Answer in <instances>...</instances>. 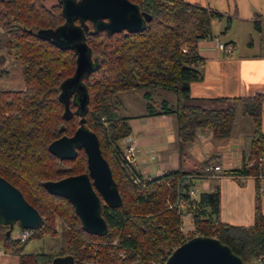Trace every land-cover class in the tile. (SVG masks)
I'll return each instance as SVG.
<instances>
[{"label":"trees","instance_id":"1","mask_svg":"<svg viewBox=\"0 0 264 264\" xmlns=\"http://www.w3.org/2000/svg\"><path fill=\"white\" fill-rule=\"evenodd\" d=\"M129 1L136 4L141 15H149L140 30L110 33L90 27L86 33L94 65L81 77L87 97L84 110L78 112L72 103L74 98L61 96L62 86L75 72V50L36 33L38 28L54 29L65 21L61 7H47L42 0H0L6 48L20 60L24 84L22 89H0V176L15 186L41 216L40 225L29 229L25 241L11 237L9 224L0 219L2 247L17 254L19 264H51L53 257L65 254L73 257L74 264H164L183 241L205 235L229 246L245 264L258 258L264 264V213L260 209L258 179L255 178L254 221L246 226L219 219L218 185L211 191H201L197 198L189 195L193 178L213 172L208 169L213 165L210 159L190 171L168 169L159 176L144 178L124 158L121 141L131 133V126L116 98L122 91L145 89L142 96L148 114L174 116L180 155L184 145L193 141L198 127L211 128L215 138L228 137L234 103L239 102L241 113L249 117L253 129L240 166L225 173L256 176L261 172L264 154V93L221 97L231 102L220 108L185 102L196 101L190 96L189 83L203 77L197 41L210 34L211 19L221 14L185 0ZM157 88L173 91L175 104L162 100L156 106L150 90ZM81 124L96 134L121 196L117 206L101 200L100 214L107 224L101 234L86 231L73 204L62 195L49 193L43 185L47 180L86 172L82 148L75 158L62 160L48 149L52 140L71 135ZM176 198H182L192 210L193 228L186 233L182 231L179 212L169 207ZM60 233L64 234V245L56 251L23 252L31 238Z\"/></svg>","mask_w":264,"mask_h":264},{"label":"crops","instance_id":"2","mask_svg":"<svg viewBox=\"0 0 264 264\" xmlns=\"http://www.w3.org/2000/svg\"><path fill=\"white\" fill-rule=\"evenodd\" d=\"M185 1L221 14V17L211 19L210 34L197 41L198 52L203 58V77L189 83L190 96L196 101L187 103L195 102L207 108H220L231 102L219 99L221 97H245L258 92L264 93V0ZM214 36L231 44V51L228 53L217 48ZM5 59L2 57L3 61ZM157 90L159 89L150 90L153 102L154 93L159 95V100L154 102L156 106L162 100L175 104V95L174 99H166ZM234 105V121L228 137L215 138L211 128L198 127L193 141L184 145L182 155L177 149L174 116L161 112L148 114L146 109L139 114L131 112L128 116L131 126V133L128 135L130 140L125 142L122 139L121 144L124 150L128 144L133 145L132 163L146 179L159 176L168 169L190 171L198 168L205 159H210L219 168L208 176L193 178V197L197 198L201 191L213 190L216 183L220 194L219 219L248 226L253 223L255 216V178L260 184V209L264 213V154L260 160L261 172L256 176L225 173L240 166L243 155L248 150L253 129L249 117L241 113L239 102ZM261 130L264 131V106ZM211 178L216 179L214 184L210 181ZM14 227L20 231L19 226L14 224L10 232L13 238L16 237L12 235ZM59 247L43 252H53ZM23 252L41 251H26L24 248ZM0 264H19L18 255L5 251L1 242Z\"/></svg>","mask_w":264,"mask_h":264},{"label":"water","instance_id":"3","mask_svg":"<svg viewBox=\"0 0 264 264\" xmlns=\"http://www.w3.org/2000/svg\"><path fill=\"white\" fill-rule=\"evenodd\" d=\"M62 12L67 21L72 17L88 19L93 23L94 30L103 29L110 33L140 30L144 20L149 18L147 14L141 15L136 4L129 0H64ZM36 33L46 40L52 36L51 29L46 28H38ZM81 35L82 31L76 26L62 28L54 42L61 46L72 43L70 47L75 50V72L63 86H76L79 91L76 97L78 112L84 110L87 97L81 77L94 65L87 44L79 40ZM68 112L66 111L65 115H68ZM63 129L64 126H61L60 131ZM79 148H82L86 155V172L47 180L43 185L49 193L62 195L73 204L86 231L101 234L107 229V224L100 214L101 200L109 206H117L121 203V196L114 184L110 166L101 153L96 134L81 124L71 135H61L48 144L49 151L61 160L75 158ZM0 219L7 222L10 228L16 224L22 228L36 229L41 223L38 211L24 199L15 186L1 176ZM51 264H74V259L69 254L58 255L52 258ZM164 264L245 263L216 237L195 235L176 246Z\"/></svg>","mask_w":264,"mask_h":264},{"label":"rangeland","instance_id":"4","mask_svg":"<svg viewBox=\"0 0 264 264\" xmlns=\"http://www.w3.org/2000/svg\"><path fill=\"white\" fill-rule=\"evenodd\" d=\"M42 2L45 6L49 7L50 3H53L54 0H42ZM6 37L7 36L5 34L4 25L0 23V56L3 55L6 58L4 61H0V89H22L24 87L23 76H22V64L20 60L14 58L11 54L8 53L6 48ZM144 91L145 89L139 88L136 90H128L117 93L116 98H118L121 102V106H120L121 114L125 116H129L130 114H132L131 112H134V114L135 113L139 114L143 112L144 109H146L145 108L146 101L142 97V93ZM157 91H160L162 93L163 98L174 99V93L171 90L159 88V90ZM156 95H158V93H154L153 100L155 101L157 99L159 100V95L158 96ZM239 114L238 113L236 114L237 118L239 117ZM129 118L130 117H128V120ZM215 180L216 179L213 178L210 179L212 184H214L213 182H215ZM191 216H185L182 219L183 233H186L189 229L193 228ZM19 234L20 231H18L17 227H14L12 231V235L17 236ZM60 245L61 246L64 245V234L62 233H60L57 236H42L41 238L38 237L31 238L25 243L24 248L26 251L28 250L45 251V250H49V248L59 247Z\"/></svg>","mask_w":264,"mask_h":264},{"label":"built area","instance_id":"5","mask_svg":"<svg viewBox=\"0 0 264 264\" xmlns=\"http://www.w3.org/2000/svg\"><path fill=\"white\" fill-rule=\"evenodd\" d=\"M215 44L217 46V48L227 51L228 53L231 51V49L233 48V46L229 43H224L222 41H220L217 37H213ZM130 138L129 136L125 137L123 139V141H129ZM133 155H134V148L132 144H128L124 150V158L126 160V162L128 163H132L133 161ZM219 166L218 165H211L208 167V169H218ZM134 182H138L137 178H133L132 179ZM195 194V189L193 187H190L189 189V195L191 197H193V195ZM169 207L170 208H176L177 211L180 214L181 219H183L185 216H191L192 214V210L191 208H187L186 202L182 199V198H176V200L173 203H169ZM30 234V230L27 228L21 229L20 230V234L17 235L15 238L19 239V241H25L27 239V237ZM261 263V258H258L256 261L252 262V264H260ZM160 264V263H159Z\"/></svg>","mask_w":264,"mask_h":264},{"label":"flooded vegetation","instance_id":"6","mask_svg":"<svg viewBox=\"0 0 264 264\" xmlns=\"http://www.w3.org/2000/svg\"><path fill=\"white\" fill-rule=\"evenodd\" d=\"M63 1L64 0H54L53 3H50L49 6H59L63 7ZM76 2H78L79 0H75ZM64 15V14H63ZM65 17V21L60 25L58 26L57 28H54V29H51V34L52 36L50 37V39H48L49 41L51 42H55V38L58 37L59 35V32L62 28H67V27H72V26H76L78 27L81 31H82V35L81 37L79 38V40H83L85 41V37H86V33L92 28H94V25L93 23L88 20V19H81L79 17H72L70 19V21H67L66 19V16L64 15ZM91 27V29H90ZM60 43H62L61 40H58ZM86 43V41H85ZM63 45H66V46H71L72 43H68V44H63ZM2 57H4L3 55L0 56V59H2ZM3 61V60H2ZM67 84V83H66ZM79 94V91L76 89V86L74 87H67V86H62V95H63V98L64 99H70L72 100V98L75 99V101H73L72 103L75 104V107L78 109V105H77V102H76V97L78 96Z\"/></svg>","mask_w":264,"mask_h":264}]
</instances>
